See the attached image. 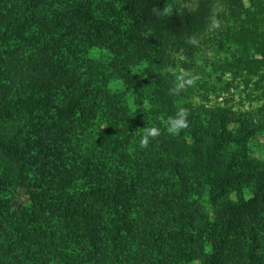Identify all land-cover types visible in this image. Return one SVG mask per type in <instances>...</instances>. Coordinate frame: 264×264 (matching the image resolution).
I'll list each match as a JSON object with an SVG mask.
<instances>
[{"label": "trees", "instance_id": "obj_1", "mask_svg": "<svg viewBox=\"0 0 264 264\" xmlns=\"http://www.w3.org/2000/svg\"><path fill=\"white\" fill-rule=\"evenodd\" d=\"M243 1L0 0V264H264V161L249 149L264 112L181 101L163 71L193 67L214 14L212 33L264 71V0ZM114 79L148 109L133 114ZM181 106L189 127L169 135ZM149 115L161 134L141 149Z\"/></svg>", "mask_w": 264, "mask_h": 264}, {"label": "rangeland", "instance_id": "obj_2", "mask_svg": "<svg viewBox=\"0 0 264 264\" xmlns=\"http://www.w3.org/2000/svg\"><path fill=\"white\" fill-rule=\"evenodd\" d=\"M248 5V1H243ZM217 11L223 10L219 5ZM228 24L237 25L236 20L229 18L225 21ZM211 41L202 46L198 51L195 64L193 67L186 69L184 67L175 68V70L184 69L193 74H199L201 80L194 87H189L182 92L181 101L191 102L195 105L205 104L209 106H223L231 108L237 112L251 113L255 121H259V117L264 112V75L263 70H258L252 64L245 67L244 57H259L254 49H242L240 46L225 39L223 35L216 33H208ZM219 41H222L220 45ZM89 55L98 57L106 64L110 60L108 51L92 47L88 50ZM145 64L140 63L134 66L133 70L137 74L144 73ZM214 69H217L215 73ZM110 88L116 92L126 91L127 104L133 114H139L148 109L146 103L144 106L138 107L134 102L133 96L129 90L118 80H111ZM150 115L142 120L141 123L134 126L133 132L146 126L150 122ZM131 125L133 124L132 121ZM250 152L264 161V127L259 128L255 136L249 142ZM27 193L21 192L17 201L27 202Z\"/></svg>", "mask_w": 264, "mask_h": 264}, {"label": "clouds", "instance_id": "obj_3", "mask_svg": "<svg viewBox=\"0 0 264 264\" xmlns=\"http://www.w3.org/2000/svg\"><path fill=\"white\" fill-rule=\"evenodd\" d=\"M174 7L171 4H165L162 9L153 8V12L158 17H167L173 14ZM208 23V32H213L221 28L222 21L217 15H211ZM186 44L198 46L199 40L195 35L189 36L185 40ZM164 72L171 75L174 79L171 87L168 89L170 96H179L182 92L186 91L189 87H194L198 81L201 80L199 74H193L184 69H169L165 68ZM189 109L181 106L178 107L175 114L169 116L166 122V131L169 135H178L182 130L189 127ZM161 134V129L157 126H145L137 129L132 135L139 136L138 144L141 149L149 146L150 140L156 139Z\"/></svg>", "mask_w": 264, "mask_h": 264}]
</instances>
